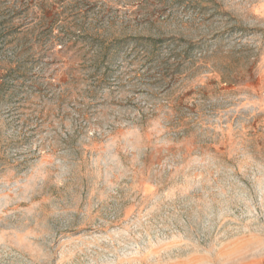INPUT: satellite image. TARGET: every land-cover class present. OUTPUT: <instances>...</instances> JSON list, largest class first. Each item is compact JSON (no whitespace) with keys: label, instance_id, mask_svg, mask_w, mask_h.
I'll use <instances>...</instances> for the list:
<instances>
[{"label":"rangeland","instance_id":"1","mask_svg":"<svg viewBox=\"0 0 264 264\" xmlns=\"http://www.w3.org/2000/svg\"><path fill=\"white\" fill-rule=\"evenodd\" d=\"M264 258V0H0V264Z\"/></svg>","mask_w":264,"mask_h":264},{"label":"crops","instance_id":"2","mask_svg":"<svg viewBox=\"0 0 264 264\" xmlns=\"http://www.w3.org/2000/svg\"><path fill=\"white\" fill-rule=\"evenodd\" d=\"M257 264H264V258H261L259 261H257Z\"/></svg>","mask_w":264,"mask_h":264}]
</instances>
